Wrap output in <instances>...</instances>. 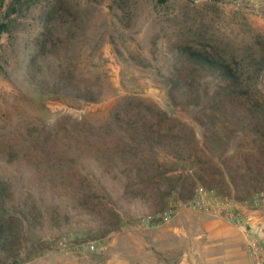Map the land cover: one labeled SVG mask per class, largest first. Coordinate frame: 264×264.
<instances>
[{"label": "rangeland", "instance_id": "rangeland-1", "mask_svg": "<svg viewBox=\"0 0 264 264\" xmlns=\"http://www.w3.org/2000/svg\"><path fill=\"white\" fill-rule=\"evenodd\" d=\"M185 44L264 57V0H0V190L11 217L1 263L20 252L21 264H179L195 230L173 232L178 216L160 228L142 219L198 185L236 194L223 164L199 149L202 97L219 78L179 65ZM178 74L179 87L168 83ZM59 80L97 99L71 98ZM227 95L230 110L252 100ZM178 151L210 168L206 182L165 205L127 192L126 170L140 159L180 167ZM22 212L32 220L21 227Z\"/></svg>", "mask_w": 264, "mask_h": 264}, {"label": "trees", "instance_id": "trees-1", "mask_svg": "<svg viewBox=\"0 0 264 264\" xmlns=\"http://www.w3.org/2000/svg\"><path fill=\"white\" fill-rule=\"evenodd\" d=\"M46 19L47 22H52L55 19L54 12L50 11ZM47 28L46 25L43 34L49 30ZM175 58L179 65L186 63L187 67L192 69L191 72H199L204 77L215 75L219 78L220 83L214 88V92L211 94L207 92L202 97L203 117L198 121L204 130V141L199 149L210 161L223 164L220 167L221 172L227 175L233 191L238 194L231 198L239 201L252 196L259 189L264 188V91L260 86L264 57L259 59L255 53L233 54L229 51L200 49L185 44L176 46ZM171 80L168 83L175 87L180 86L179 74ZM57 84L66 88L71 98H84L90 101L97 99L96 96H92L91 90L83 92L77 88L71 90L62 80L57 81ZM224 93L236 99L241 96H251L252 100L245 108L230 110L223 97ZM223 115L225 118L221 117ZM178 152H180L177 156L178 162H183L182 166L179 165L180 167L166 168L159 161L147 162L146 159H140L141 163L135 166V171H125L129 182L126 184L127 192L135 198L141 197L145 201L155 199L154 204L165 205L171 197L177 200L185 193H189L197 183L206 182L210 168L195 165L193 154ZM221 158H223L222 161ZM210 161L205 163L208 164ZM187 162L192 163L187 165ZM172 172L175 174L172 175ZM92 177L96 179L95 175ZM6 204L7 201L2 198L0 190V252L8 258L10 255L7 246L11 236V217ZM22 213L19 223L21 227L23 223H31L32 220L27 213ZM30 235L33 238L32 251L36 253L40 249V239L37 238L35 231H30ZM15 257V264H21L26 260L20 252L16 253ZM1 262L4 260L0 261V264H3Z\"/></svg>", "mask_w": 264, "mask_h": 264}, {"label": "crops", "instance_id": "crops-1", "mask_svg": "<svg viewBox=\"0 0 264 264\" xmlns=\"http://www.w3.org/2000/svg\"><path fill=\"white\" fill-rule=\"evenodd\" d=\"M235 208L241 220L254 230L255 235L264 240L262 211L244 207L239 203H236ZM186 211L183 208L178 209L174 216H178V223L171 230L181 235L195 230L196 234L192 236L194 243L185 251L186 254L181 257L179 264H253L245 249L246 238L237 225L223 217L203 219L200 215H195L197 222L187 221L191 214Z\"/></svg>", "mask_w": 264, "mask_h": 264}, {"label": "built area", "instance_id": "built-area-1", "mask_svg": "<svg viewBox=\"0 0 264 264\" xmlns=\"http://www.w3.org/2000/svg\"><path fill=\"white\" fill-rule=\"evenodd\" d=\"M236 203L238 202L220 194L214 188L198 185L190 199L181 201L177 205H171L158 214H148L142 219V222L148 228H160L175 216L179 208L226 218L243 232L246 238L245 249L251 256L253 264H264V240L257 234L255 235L254 230L241 220L235 208ZM239 204L247 208L258 209L264 204V190ZM91 249L95 250L96 246L92 245Z\"/></svg>", "mask_w": 264, "mask_h": 264}, {"label": "water", "instance_id": "water-1", "mask_svg": "<svg viewBox=\"0 0 264 264\" xmlns=\"http://www.w3.org/2000/svg\"><path fill=\"white\" fill-rule=\"evenodd\" d=\"M260 85H261V87H262V89L264 91V70H263L262 75H261Z\"/></svg>", "mask_w": 264, "mask_h": 264}]
</instances>
